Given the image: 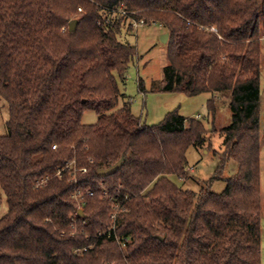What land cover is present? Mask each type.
Masks as SVG:
<instances>
[{
  "label": "trees",
  "instance_id": "obj_1",
  "mask_svg": "<svg viewBox=\"0 0 264 264\" xmlns=\"http://www.w3.org/2000/svg\"><path fill=\"white\" fill-rule=\"evenodd\" d=\"M122 4L170 35L155 91L229 98L218 174L228 160L239 170L221 194L171 179H187L189 150L217 133L215 98L210 129L178 110L147 126L129 101L119 108V82L139 58L120 39L133 28L106 12ZM263 39L264 0H0V103L9 114L0 264H264ZM139 89L146 93L142 79ZM87 111L95 124H83Z\"/></svg>",
  "mask_w": 264,
  "mask_h": 264
},
{
  "label": "rangeland",
  "instance_id": "obj_2",
  "mask_svg": "<svg viewBox=\"0 0 264 264\" xmlns=\"http://www.w3.org/2000/svg\"><path fill=\"white\" fill-rule=\"evenodd\" d=\"M165 33L166 29L159 24L141 26L135 31H123L120 36L121 41L136 46L139 58L129 69L126 83L119 82L120 89L125 95V99L121 98L120 100L119 108L129 101L133 114L141 118L147 126L157 125L169 112L174 110H178L185 117L197 118L206 123L209 122L208 100L215 98L218 108L217 123L215 125L217 133L208 134L201 149L191 148L189 150L188 178L181 180L173 176L171 179L184 190L199 192L203 188H210L214 193L221 194L226 188V180L236 175L239 170L237 162L228 160L221 175L218 174L224 151V137L220 130L231 122V113L228 110L229 98L220 94L207 93L196 97H187L181 93L155 91L162 84L164 70L169 64L168 46L162 42V36ZM140 79L143 81L146 93L141 92L139 89ZM262 88L264 117V75L262 77ZM8 118L7 107L4 103H0V134H6ZM97 121L98 116L93 111H87L83 116V124H95ZM207 128L210 129V124H207ZM5 204L4 199L0 214H3L6 210Z\"/></svg>",
  "mask_w": 264,
  "mask_h": 264
},
{
  "label": "built area",
  "instance_id": "obj_3",
  "mask_svg": "<svg viewBox=\"0 0 264 264\" xmlns=\"http://www.w3.org/2000/svg\"><path fill=\"white\" fill-rule=\"evenodd\" d=\"M80 12H82V9H79ZM106 12H113L115 14H118L120 17H123L126 19V24H127V27H131L133 28V31L137 30L138 28H140L141 26H145L147 25L146 23V20L145 19H141V20H135L134 18H132V14L127 10V8L125 7L124 4H122L121 6H119L117 9H114V10H107ZM65 30V29H64ZM213 31H216V29H213ZM54 149H56V146H54ZM75 163H71L67 166V168H73ZM88 172L87 169H84L83 170V173L86 174ZM62 172L61 170L58 172V174L60 175ZM49 178H45V179H42L41 181L38 182L37 186L38 187H42V186H45L47 184V181H48ZM74 183H77V180L74 178L73 180ZM88 194H90L88 192ZM105 195L106 197H108V192L106 191L105 192ZM74 198L76 199V201L78 202V211L76 213V215H79L80 216V211L83 212V204H82V201H83V193L80 192V191H76L75 194H74ZM119 205L116 204V208L118 207ZM111 219L113 220L114 223H116V220H117V212H114L111 214ZM85 223V222H84ZM115 224L114 226H112L111 228H109V230L103 234L104 236L105 235H109V237L111 236V232L112 230H115ZM101 236V234H100ZM116 240L118 243L122 244L124 241H126L125 238H121V237H116ZM87 250V249H86Z\"/></svg>",
  "mask_w": 264,
  "mask_h": 264
},
{
  "label": "water",
  "instance_id": "obj_4",
  "mask_svg": "<svg viewBox=\"0 0 264 264\" xmlns=\"http://www.w3.org/2000/svg\"><path fill=\"white\" fill-rule=\"evenodd\" d=\"M77 24H78V20H72L69 23V29H70L71 32L76 31ZM169 38H170V35L168 33H165L162 36V42L165 43V44H168ZM122 165H123V160L119 161L117 164H115V165H113V166H111V167H109L107 169H101L98 174H99V176L101 178L110 177L113 174H115L117 171H119L122 168ZM80 215H83L82 211H80Z\"/></svg>",
  "mask_w": 264,
  "mask_h": 264
},
{
  "label": "crops",
  "instance_id": "obj_5",
  "mask_svg": "<svg viewBox=\"0 0 264 264\" xmlns=\"http://www.w3.org/2000/svg\"><path fill=\"white\" fill-rule=\"evenodd\" d=\"M123 31H124V30H123ZM123 31H122V34H123ZM126 32H128V31H126ZM122 34H121V35H122Z\"/></svg>",
  "mask_w": 264,
  "mask_h": 264
}]
</instances>
